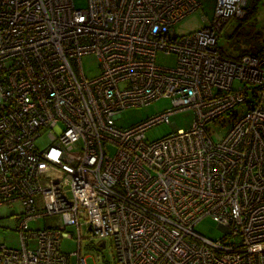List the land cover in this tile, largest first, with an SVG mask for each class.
<instances>
[{
  "label": "built area",
  "instance_id": "1",
  "mask_svg": "<svg viewBox=\"0 0 264 264\" xmlns=\"http://www.w3.org/2000/svg\"><path fill=\"white\" fill-rule=\"evenodd\" d=\"M85 1L0 0V206L17 205L20 241L0 242V264H87L81 224L117 264H264V50L227 57L216 45L247 0H215L184 34L175 25L202 0ZM162 96L171 107L115 124ZM184 109L193 121L179 128L170 115ZM223 114L214 140L207 125ZM163 122L175 131L147 141ZM50 214L61 223L29 227ZM206 216L216 240L193 229Z\"/></svg>",
  "mask_w": 264,
  "mask_h": 264
},
{
  "label": "rangeland",
  "instance_id": "2",
  "mask_svg": "<svg viewBox=\"0 0 264 264\" xmlns=\"http://www.w3.org/2000/svg\"><path fill=\"white\" fill-rule=\"evenodd\" d=\"M75 6L85 7V0H72ZM215 0H202V5L197 8L192 14L185 19H182L175 25L177 34H184L194 31L203 26L201 16L205 15L206 18H211ZM246 15L243 19L231 18L222 30L217 38L218 49L227 57H235L245 53H257L264 50V0H247L245 5ZM156 62L160 65L170 66L174 63V55H165L161 52L156 55ZM97 60L92 55L82 58V67L85 75L90 76L97 71ZM237 81L234 82L236 84ZM171 107V102L168 96H162L157 100L152 101L148 105L134 106L122 109L121 115L114 122L117 126L127 127L131 124L137 123L139 120H143L155 113H158L166 108ZM226 114L214 119L208 123L209 131L212 133L213 129L220 127L226 118ZM193 113L190 109L179 110L173 112L170 115V121L174 122L179 128H188L193 121ZM175 131L172 124L158 123L151 126L144 132V137L147 141L156 140L168 133ZM214 140L218 139V136L212 133ZM38 144L46 142L44 138L37 140ZM110 153L114 152L112 145L108 146ZM18 211L17 205L8 206L7 204L0 206V242L5 243L11 247H18L19 231L16 228V221L13 218V213ZM61 218L58 214L46 215L44 218H38L31 220L28 224L32 229L41 227H56L61 223ZM80 234H82V245L80 254L86 255L87 264H117L114 257L111 245L107 242L105 247L96 249L95 246L98 243L93 239L87 238L89 236L87 226L81 224L79 226ZM197 232L207 236L209 238H218L222 232L216 228V222L210 217L206 216L199 220L194 228ZM67 230L73 235L72 237L62 238L60 242V249L69 254L77 249L76 244V229L74 227H67ZM86 237V238H84ZM75 255L70 254L69 261L74 263Z\"/></svg>",
  "mask_w": 264,
  "mask_h": 264
},
{
  "label": "crops",
  "instance_id": "3",
  "mask_svg": "<svg viewBox=\"0 0 264 264\" xmlns=\"http://www.w3.org/2000/svg\"><path fill=\"white\" fill-rule=\"evenodd\" d=\"M193 13V12H192ZM192 13H190V14H192ZM190 14H188L186 17H188ZM186 17H184L183 19H185ZM181 21V20H180ZM179 22V21H178Z\"/></svg>",
  "mask_w": 264,
  "mask_h": 264
},
{
  "label": "water",
  "instance_id": "4",
  "mask_svg": "<svg viewBox=\"0 0 264 264\" xmlns=\"http://www.w3.org/2000/svg\"><path fill=\"white\" fill-rule=\"evenodd\" d=\"M102 244H104V241H101L99 245H102Z\"/></svg>",
  "mask_w": 264,
  "mask_h": 264
}]
</instances>
